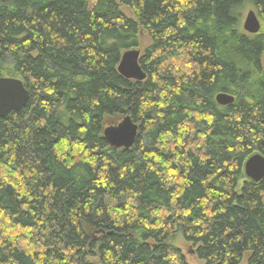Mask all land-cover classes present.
<instances>
[{
    "label": "trees",
    "instance_id": "1",
    "mask_svg": "<svg viewBox=\"0 0 264 264\" xmlns=\"http://www.w3.org/2000/svg\"><path fill=\"white\" fill-rule=\"evenodd\" d=\"M263 55L264 0H0V77L29 92L0 117V264H187L176 236L203 264H264V178L243 173ZM126 116L133 146L110 147Z\"/></svg>",
    "mask_w": 264,
    "mask_h": 264
},
{
    "label": "water",
    "instance_id": "2",
    "mask_svg": "<svg viewBox=\"0 0 264 264\" xmlns=\"http://www.w3.org/2000/svg\"><path fill=\"white\" fill-rule=\"evenodd\" d=\"M242 28L249 34L260 30V21L254 10L245 15ZM140 51L129 49L122 53L117 66L118 73L125 79L142 81L145 72L139 65ZM264 65V55L262 59ZM29 100V92L19 79L11 77L0 78V117H6L11 112H18ZM217 104L225 106L234 101V97L225 93L215 96ZM138 126L129 117H124L116 125L105 127L103 136L110 147L128 149L133 146L137 137ZM244 176L256 183L264 178V156L253 154L243 164Z\"/></svg>",
    "mask_w": 264,
    "mask_h": 264
},
{
    "label": "rangeland",
    "instance_id": "3",
    "mask_svg": "<svg viewBox=\"0 0 264 264\" xmlns=\"http://www.w3.org/2000/svg\"><path fill=\"white\" fill-rule=\"evenodd\" d=\"M122 9L127 15H130V12L127 9H125L124 7H122ZM249 10H253V9L246 8V9L242 10V12L240 14V27L241 28H242V23H243V20L245 18V15L247 14V12ZM149 42L150 41H149V39H148V37L146 35H143L141 37V46L142 47H146L149 44ZM139 49H140L139 51H141L140 53L142 54L143 53V48L142 49L139 48ZM170 243L173 246H175L177 249H179V251L183 255V257H184L185 261L187 262V264H203L199 259H197V257L193 253V249L194 248L191 246V244L185 242V240L182 237L176 236L175 238L170 240Z\"/></svg>",
    "mask_w": 264,
    "mask_h": 264
},
{
    "label": "bare ground",
    "instance_id": "4",
    "mask_svg": "<svg viewBox=\"0 0 264 264\" xmlns=\"http://www.w3.org/2000/svg\"><path fill=\"white\" fill-rule=\"evenodd\" d=\"M119 61H120V60H119ZM145 77H146V75H145ZM0 78H2V77H0ZM15 79H16V78H15ZM144 79H145V78H144ZM21 109H22V108H21ZM21 109H20V110H21Z\"/></svg>",
    "mask_w": 264,
    "mask_h": 264
}]
</instances>
